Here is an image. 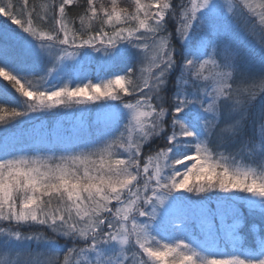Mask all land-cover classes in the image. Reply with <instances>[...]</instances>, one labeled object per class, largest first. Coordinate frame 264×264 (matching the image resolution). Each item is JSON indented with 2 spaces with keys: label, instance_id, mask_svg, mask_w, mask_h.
I'll list each match as a JSON object with an SVG mask.
<instances>
[{
  "label": "snow or ice",
  "instance_id": "6c2138e0",
  "mask_svg": "<svg viewBox=\"0 0 264 264\" xmlns=\"http://www.w3.org/2000/svg\"><path fill=\"white\" fill-rule=\"evenodd\" d=\"M0 17L18 94L0 86V130L95 113L43 148L0 140V264H264L260 226L239 231L241 205L264 225V0H0ZM93 53L106 74L81 77Z\"/></svg>",
  "mask_w": 264,
  "mask_h": 264
},
{
  "label": "rangeland",
  "instance_id": "374dc122",
  "mask_svg": "<svg viewBox=\"0 0 264 264\" xmlns=\"http://www.w3.org/2000/svg\"><path fill=\"white\" fill-rule=\"evenodd\" d=\"M169 23H173V22L170 21ZM3 26L15 28V26L11 25V22L6 20V18L0 17V27H3ZM16 52L19 55L23 56V52L19 48V46H16ZM92 55L98 57V59L95 61L82 60L81 65L77 66V71H79L81 77L87 75L91 77L92 79H96L97 73H99L100 76H104L106 74L99 67V54L93 53ZM26 59L29 62H31L33 60V57L28 56L26 57ZM241 60L242 62H245V63L251 62L250 66L253 69L258 71L260 68V61H261V55H260L259 49L255 47L249 48V47L242 46L241 47ZM46 63H47L46 60L38 63L35 68V71L37 73L42 74L44 68L46 67ZM69 63L71 64L72 62L69 61ZM2 82H3V79L0 78V84ZM62 82L63 81L59 80V78H57L56 80H53V84L62 83ZM7 88H8V91L12 94V96L18 95L14 92L13 89H11V87L10 88L7 87ZM80 107H83V106L73 105L70 109L57 108L55 109L54 112H51L49 114L45 112L33 114L31 119H25L19 125L10 126V129L7 133H4L5 130H0L1 140L4 137H7L9 142L13 144L14 142H17L20 139V141H26L27 145L30 144L29 146H38L37 143H39L41 144V148H43V147H46L49 144V142L54 141L58 138L64 139L69 136H75L88 123H90L95 118V113L81 112ZM90 107H95V106H90ZM57 113H58V118L57 117L53 118L54 115ZM45 121H53V123L52 125L47 126L48 124H44ZM19 127H22V128L16 131V133L11 132L14 128H19ZM17 133H19L20 136ZM214 205L216 207V204ZM241 209H245L248 211L246 206H243V205L241 206ZM262 234H264V231ZM48 235L51 236L50 233H48ZM245 238L249 241L252 240L253 233L251 230L246 233ZM58 243L60 245H65L66 243L68 244V242L64 243L62 241V238L58 240ZM0 259H3V257H0Z\"/></svg>",
  "mask_w": 264,
  "mask_h": 264
},
{
  "label": "trees",
  "instance_id": "16d2710c",
  "mask_svg": "<svg viewBox=\"0 0 264 264\" xmlns=\"http://www.w3.org/2000/svg\"><path fill=\"white\" fill-rule=\"evenodd\" d=\"M122 2L126 3L127 0H122ZM6 24H7V22H6ZM169 26H170V28H173V27H174L173 23H169ZM243 52H244V51H243ZM244 57H245V56H244ZM246 58H247V56H246ZM247 64L250 65L251 62H250V63L248 62ZM253 70H254V71H257V70H255V69H253ZM0 86H5V87H9V88H10V86L7 85V82H5V81H3V82L0 84ZM13 96H16V97H17L18 95H13ZM256 104H257V107H258V106H259V100H257ZM54 111H55V109H54V110H50L49 112H45V113L49 114V113L54 112ZM41 117H43V116H41ZM55 117L58 118V113L55 114L53 118H55ZM60 117H62V116H60ZM57 118H56V119H57ZM42 119H44V118H42ZM56 119H55V120H56ZM55 120H53V121H55ZM53 121H45L44 124H48L47 126H50V125H52ZM22 127H23V126H22ZM22 127L14 128L11 132H12V133H16V131L20 130ZM9 129H10V126L5 130L4 133H7V132L9 131ZM4 133H3V134H4ZM17 134L20 136L19 133H17ZM19 138H20V137H19ZM0 140H1V137H0ZM13 144H14V145H18V146H29V145H30V144L27 145V144H26V141H20V139H19V141L14 142ZM37 145H38V147H41V144L37 143ZM208 195L214 197V196H216V195H222V194H218V193H209ZM193 199H197V198L193 197ZM214 204H216V202H215V200L213 199V200L210 201V207L215 208V205H214ZM241 206H242V205H241ZM241 206H240V209H241ZM241 212L243 213V225H242V227L239 229V231H240L244 236H246V233H247L248 231L251 230V225L254 224V223H255L256 225L260 226V229H259V230L261 231V233H263V231H264V225H261V221H260L259 214H249V212H248L247 210H245V209H241ZM228 222L230 223L231 220H229ZM24 231H28V229H25ZM62 241H63L64 243H66V241H65L64 239H62ZM70 244H71V242L68 241V245H69V246H70Z\"/></svg>",
  "mask_w": 264,
  "mask_h": 264
}]
</instances>
